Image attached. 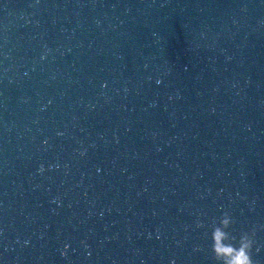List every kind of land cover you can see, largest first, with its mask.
I'll use <instances>...</instances> for the list:
<instances>
[{
    "label": "water",
    "instance_id": "95a60500",
    "mask_svg": "<svg viewBox=\"0 0 264 264\" xmlns=\"http://www.w3.org/2000/svg\"><path fill=\"white\" fill-rule=\"evenodd\" d=\"M264 264V0H0V264Z\"/></svg>",
    "mask_w": 264,
    "mask_h": 264
},
{
    "label": "clouds",
    "instance_id": "9594fccd",
    "mask_svg": "<svg viewBox=\"0 0 264 264\" xmlns=\"http://www.w3.org/2000/svg\"><path fill=\"white\" fill-rule=\"evenodd\" d=\"M233 220L229 212H223L217 223L212 222L211 251L217 264H257L253 259V246L256 229L243 231L239 238L232 234L230 225Z\"/></svg>",
    "mask_w": 264,
    "mask_h": 264
}]
</instances>
